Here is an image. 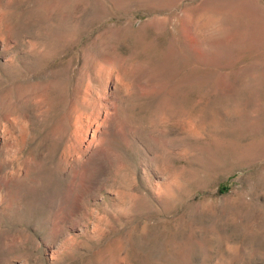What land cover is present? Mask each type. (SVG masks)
<instances>
[{
  "label": "rangeland",
  "instance_id": "374dc122",
  "mask_svg": "<svg viewBox=\"0 0 264 264\" xmlns=\"http://www.w3.org/2000/svg\"><path fill=\"white\" fill-rule=\"evenodd\" d=\"M0 264H264V0H0Z\"/></svg>",
  "mask_w": 264,
  "mask_h": 264
}]
</instances>
